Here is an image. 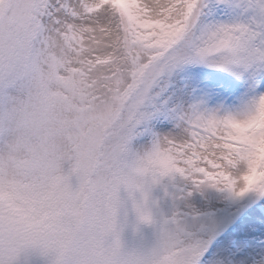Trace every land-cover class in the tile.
Listing matches in <instances>:
<instances>
[{"label": "snow or ice", "instance_id": "obj_1", "mask_svg": "<svg viewBox=\"0 0 264 264\" xmlns=\"http://www.w3.org/2000/svg\"><path fill=\"white\" fill-rule=\"evenodd\" d=\"M59 135L102 173L74 220L122 244L130 214L152 226L135 264H221L218 237L241 211L264 234V0H0V199L22 198L13 142L40 139L16 162L35 191L37 166L64 159ZM169 184L206 210L157 220L149 193ZM30 257L10 248L0 264Z\"/></svg>", "mask_w": 264, "mask_h": 264}, {"label": "clouds", "instance_id": "obj_2", "mask_svg": "<svg viewBox=\"0 0 264 264\" xmlns=\"http://www.w3.org/2000/svg\"><path fill=\"white\" fill-rule=\"evenodd\" d=\"M20 135H24L23 129ZM54 143L64 159L46 174L37 166L40 179L35 181V191L26 187L34 181L24 180L16 162L32 161L34 150L40 147L39 137L18 144L14 141L12 153H3L6 160L13 162L8 172L22 186V198L5 194L0 199V252L7 254L11 248L19 255L30 250L31 257L39 258L40 264H135L140 259L135 249L117 243L107 229L87 214L79 221L71 216V210L81 208L92 195L88 180L98 181L102 173L94 167L85 170L79 166L78 154L72 152L66 136H57ZM56 201L67 207L50 206Z\"/></svg>", "mask_w": 264, "mask_h": 264}, {"label": "rangeland", "instance_id": "obj_3", "mask_svg": "<svg viewBox=\"0 0 264 264\" xmlns=\"http://www.w3.org/2000/svg\"><path fill=\"white\" fill-rule=\"evenodd\" d=\"M175 191V187L169 184L155 186L149 193L153 214L157 220L169 217L177 210L201 213L206 210L201 206L204 197L197 194L195 198L182 202L174 198ZM237 217V221H233L234 224H230L232 226L227 227L218 237L220 246L217 248V256L221 264H264V234L253 235L248 231L250 219L243 215V211ZM135 224V217L130 214L122 233L124 245L128 248L150 246L155 239L154 228L150 225H142L137 230ZM28 264H40V260L37 257H30Z\"/></svg>", "mask_w": 264, "mask_h": 264}]
</instances>
